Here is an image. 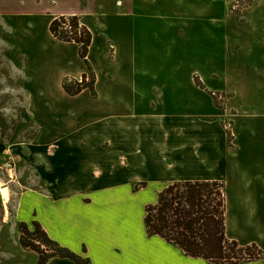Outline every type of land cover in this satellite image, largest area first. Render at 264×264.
I'll use <instances>...</instances> for the list:
<instances>
[{
    "label": "crops",
    "instance_id": "crops-1",
    "mask_svg": "<svg viewBox=\"0 0 264 264\" xmlns=\"http://www.w3.org/2000/svg\"><path fill=\"white\" fill-rule=\"evenodd\" d=\"M232 1L0 0V91H31L18 122L35 125L14 142L27 166L18 233L36 220L91 264H209L149 235L145 207L174 181L219 180L227 237L262 250L237 264H264V12L242 27ZM60 15L92 34L95 95L63 87L88 69L51 33ZM216 91L229 95L230 142Z\"/></svg>",
    "mask_w": 264,
    "mask_h": 264
},
{
    "label": "trees",
    "instance_id": "trees-1",
    "mask_svg": "<svg viewBox=\"0 0 264 264\" xmlns=\"http://www.w3.org/2000/svg\"><path fill=\"white\" fill-rule=\"evenodd\" d=\"M238 17V15H237ZM66 18L71 28L62 24ZM239 25L249 24L237 18ZM51 33L62 41L79 44V55L87 64V72L77 78L63 82L65 91L77 94L89 88L95 95V74L87 61L88 47L92 34L81 24L77 15L58 16L49 25ZM87 75L89 80H86ZM197 85L204 88L196 78ZM215 105L223 108L217 94L211 93ZM227 196L225 184L219 180L174 181L158 192L157 201L145 207L144 221L149 235H159L177 245L189 256L201 257L209 264H237L257 258L262 250L255 244H239L226 235ZM19 243L37 253V264H45L51 257H66L77 264H91L68 247L51 238L36 220L30 228L26 222H19ZM259 258V257H258Z\"/></svg>",
    "mask_w": 264,
    "mask_h": 264
},
{
    "label": "rangeland",
    "instance_id": "rangeland-1",
    "mask_svg": "<svg viewBox=\"0 0 264 264\" xmlns=\"http://www.w3.org/2000/svg\"><path fill=\"white\" fill-rule=\"evenodd\" d=\"M230 7L235 11L236 19L239 18L249 24L248 14L250 10L256 8V11L261 9L264 12V0H233L230 3ZM237 23L239 24L238 21ZM67 79L65 78L64 81H67ZM30 93L31 91H0V141L6 142V144L0 145V179L9 185L11 194L8 204L3 203L0 196V264H36L33 254L22 252L36 253L34 250L24 248L20 246L21 244L18 248L19 233L15 223V212L19 208L17 207L18 199L22 196V189L24 188L21 181L23 174L21 175L20 171L23 168L27 169V166L24 164L23 158H21V148L14 142L15 139L17 141L21 136L27 137L35 133L34 122L25 123V120H23V123H25L23 128L19 126L18 122ZM214 93L217 94V100L223 106L222 110L218 107L220 109L219 118L223 124L227 125L228 142H230L233 136V125L232 120H230L231 115L227 114L225 110V101L229 95L220 91ZM225 118H227L226 121L224 120ZM232 203L233 198L230 196L231 214ZM260 255L259 258L262 257V253ZM256 257L258 258L257 255Z\"/></svg>",
    "mask_w": 264,
    "mask_h": 264
},
{
    "label": "bare ground",
    "instance_id": "bare-ground-1",
    "mask_svg": "<svg viewBox=\"0 0 264 264\" xmlns=\"http://www.w3.org/2000/svg\"><path fill=\"white\" fill-rule=\"evenodd\" d=\"M0 196L3 200V203H7L8 199L11 196L9 187L4 183H2L1 180H0Z\"/></svg>",
    "mask_w": 264,
    "mask_h": 264
},
{
    "label": "built area",
    "instance_id": "built-area-1",
    "mask_svg": "<svg viewBox=\"0 0 264 264\" xmlns=\"http://www.w3.org/2000/svg\"><path fill=\"white\" fill-rule=\"evenodd\" d=\"M62 24L64 25V27L71 28V26L69 25V20L68 19L65 22H63ZM79 80H81V77H80ZM86 80H89V76L88 75L86 77ZM256 255L258 257L261 256L259 252H256Z\"/></svg>",
    "mask_w": 264,
    "mask_h": 264
}]
</instances>
